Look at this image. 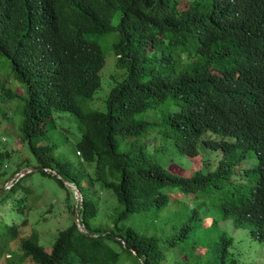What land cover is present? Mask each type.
<instances>
[{"label": "trees", "instance_id": "trees-1", "mask_svg": "<svg viewBox=\"0 0 264 264\" xmlns=\"http://www.w3.org/2000/svg\"><path fill=\"white\" fill-rule=\"evenodd\" d=\"M111 31L118 33L109 43L116 71L105 109H83L80 99L92 98L100 87L106 61L101 43L88 35ZM0 53L26 89L19 139L36 159V170L63 189L70 213L46 249L37 230L24 235L28 217L19 199L21 221L0 222V263L168 264L163 248L176 247L177 261L182 253L188 256L185 264H245L224 232L204 252L195 251L205 216L195 207L163 236L121 222L165 207V185L190 196L212 193L217 217L209 226L229 218L264 241V0H0ZM0 88L5 96L18 95L2 83ZM151 109L154 117L145 118ZM55 111L78 119L75 160L55 155L56 143L37 142ZM207 131L222 138L203 139ZM159 132L189 160L199 156L200 142L220 148L216 165L205 167L209 159L201 156L200 167L188 175L153 160L144 136ZM250 151L257 162L237 179ZM24 166L18 162L12 173ZM62 178L79 188L81 200L75 201ZM103 188L121 206L109 224L95 222ZM76 209L85 230L77 225Z\"/></svg>", "mask_w": 264, "mask_h": 264}, {"label": "rangeland", "instance_id": "rangeland-1", "mask_svg": "<svg viewBox=\"0 0 264 264\" xmlns=\"http://www.w3.org/2000/svg\"><path fill=\"white\" fill-rule=\"evenodd\" d=\"M119 16L120 12L116 11L112 19L114 24L118 22ZM93 36L103 46L106 61L101 70L100 87L92 98L80 99V103L83 109L104 110L105 98L112 85L110 74L116 71L109 43L118 38V33L117 31H111L103 36L88 35V38ZM1 83L4 89L12 93H18V95L8 97L0 94V154H4L5 151L11 152L0 159V222L11 224L21 221L24 213L18 211V200L22 198V205L28 217V225L24 235H27L31 228L37 230L39 243L47 249L51 247L57 231L68 224L70 213L63 199L64 191L52 178L43 176L36 170V159L27 143L24 142V145H22L19 139L17 126L21 118V97L26 96V89L25 85L16 77L10 61L0 53ZM154 112L156 111L152 109L144 111V117L152 118ZM4 114L7 118L3 117ZM155 114L158 116L157 113ZM78 125V119L74 114L67 111H55L53 119L47 124L45 134L37 142L56 143L55 155L75 160L76 154L73 150V143L80 135ZM55 126L57 127L55 128ZM144 138L148 153L153 160L168 168L184 171L188 175L200 167L202 163L201 156L209 159L206 161L205 167L207 168H213L216 165L215 160L217 161L220 156V148L214 149L212 146L200 142L198 145L199 156L189 160L182 156L172 140L162 135L161 132L157 135L154 133L146 135ZM202 138L210 139L213 142L219 140L222 136L207 131L202 134ZM224 138L232 140L231 137L225 136ZM118 145L120 149H123L125 142L120 141ZM16 146L19 148L13 150V147ZM21 161L26 166L16 173H12L17 167V163ZM256 162L254 152H248V156L241 163L242 167L237 168L236 178L241 179L243 177L242 168L254 166ZM28 168L34 169L29 170ZM86 168L88 173H92L93 163L86 164ZM23 173H27V175L21 179L20 184H17L16 190H10L15 179ZM72 191L74 194V189ZM162 191L169 196L168 204L165 207L159 210L133 213L121 222L130 224L141 232L163 236L167 233L171 223H177V221L185 218L187 211L195 207L200 211L201 216L205 214L201 221V229L196 231V236L201 238L196 245V252H204L210 243H216V236L224 232L226 235L233 237V250L236 254H239L238 258L241 262L245 264H264V241L251 237L248 229L235 227L231 219L220 217L213 226H209L213 217H217V209L214 207V195L212 193L190 196L189 194H182L173 185L163 186ZM209 191L216 190L211 189ZM80 199H82L81 196ZM98 201L101 206L95 222L100 224L111 223L110 217L121 208L113 191L110 188L101 189ZM192 232H194V229ZM18 241L19 239L11 241L10 246L16 248ZM163 249L166 252L168 264H185V259L188 258L186 253L180 254V259L177 261L176 252L178 248L164 247ZM0 264L7 263L2 261ZM25 264H33V262L27 260Z\"/></svg>", "mask_w": 264, "mask_h": 264}, {"label": "water", "instance_id": "water-1", "mask_svg": "<svg viewBox=\"0 0 264 264\" xmlns=\"http://www.w3.org/2000/svg\"><path fill=\"white\" fill-rule=\"evenodd\" d=\"M32 169H34V168H32ZM22 172H24V171H22ZM53 173H55V171H52ZM58 177H60V175L58 174L57 175ZM62 181L64 182V184L65 185H67L69 188H71V189H74V194H75V201L77 202L78 200H79V196H81V192H80V190H79V188H77V186L75 185V184H73L72 182H69V181H67L66 179H64V178H62ZM78 209H76L75 210V219L77 220V222H78V220H79V218H78ZM77 225H78V227L81 229V230H85V227L80 223V222H78L77 223ZM135 252V251H134Z\"/></svg>", "mask_w": 264, "mask_h": 264}, {"label": "clouds", "instance_id": "clouds-1", "mask_svg": "<svg viewBox=\"0 0 264 264\" xmlns=\"http://www.w3.org/2000/svg\"><path fill=\"white\" fill-rule=\"evenodd\" d=\"M28 169L31 170L32 168H28ZM25 172H26V171H25ZM15 173H16V172H15ZM23 174H24V173H23ZM23 174H22V175H23ZM77 188H78V187H77ZM79 199H80V196H79ZM80 200H81V199H80Z\"/></svg>", "mask_w": 264, "mask_h": 264}]
</instances>
